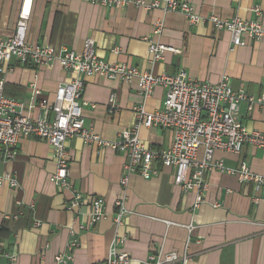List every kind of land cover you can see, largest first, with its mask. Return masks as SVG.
Returning <instances> with one entry per match:
<instances>
[{
    "label": "crops",
    "instance_id": "crops-1",
    "mask_svg": "<svg viewBox=\"0 0 264 264\" xmlns=\"http://www.w3.org/2000/svg\"><path fill=\"white\" fill-rule=\"evenodd\" d=\"M182 1L201 17L243 22L257 20L254 9L260 7L264 25V0ZM21 3L0 0L1 37L14 34ZM29 19L27 41L33 46L81 53L85 42L91 41L98 58L106 63L154 75L185 72L191 80L212 84L227 76L235 91L264 95V40H248L231 51L230 33L210 22L191 25L180 13L146 11L134 5L106 8L88 0H34ZM157 23L162 24L159 34L154 33ZM148 40L178 53L166 52L153 63ZM1 69L4 94L26 104L31 102L34 86L42 98L52 101L58 85L73 76L58 62L34 68L11 59L0 63ZM80 78L86 126L107 141H117L124 129L134 125L133 107L142 105L152 112L165 99L160 85L145 97L135 80L126 83L100 75ZM240 105V120L247 131L264 134V108L249 111L246 103ZM31 112L34 118L39 115L38 109ZM140 137L153 149H166L173 140L171 131L160 128H142ZM67 150L75 190L86 199H103L105 218L88 227V206L67 210L71 193L49 179L57 169L53 148L46 141L21 139L17 156L0 163V176L9 174L18 182L17 188H0V248L17 257L15 262L1 257L0 264H56L55 256L67 252L72 240L69 227L75 223L87 229L77 235L79 247L68 264H106L116 239H124L116 248L127 252L134 264L155 252L183 254L185 250L191 256L188 264H264V189L256 192L237 177L213 170L206 174L207 188L202 194L185 191L175 184V171L158 164L157 176L145 180L130 175L127 186H122L123 154L87 145L79 137L68 141ZM215 156L225 167L236 170L245 162L253 173L264 176L263 148L246 145L240 155L217 152ZM255 197L261 201L256 203ZM118 201L126 213L119 227L115 224Z\"/></svg>",
    "mask_w": 264,
    "mask_h": 264
},
{
    "label": "built area",
    "instance_id": "built-area-1",
    "mask_svg": "<svg viewBox=\"0 0 264 264\" xmlns=\"http://www.w3.org/2000/svg\"><path fill=\"white\" fill-rule=\"evenodd\" d=\"M88 1L94 6L106 8L134 5L146 11L158 9L165 13H180L191 25L210 22L217 30L230 33L231 51L242 47L248 40H264L260 7L254 9L257 20L243 22L239 18L221 20L216 17H201L191 4L182 0ZM33 2L34 0H22L14 34L8 38L0 36V63L4 65L11 59H18L23 65L41 68L58 62L73 76L58 85L52 101L42 98L41 91L34 86L29 104L7 97L4 94V80H0V163L13 160L17 156L21 139L33 138L48 142L53 148L57 163L56 172L49 179L57 187L71 193L67 210L72 211L85 205L89 207L88 227H94L105 218V204L98 197L84 198L70 181L67 143L74 137L81 138L87 145L111 149L125 156L122 186H127L130 175L138 174L145 180L157 176L155 165L158 164L173 169L175 184L185 191L195 190L202 194L207 188L206 174L213 170L237 177L240 183L253 186L256 192L264 189V176L253 173L245 162L235 170L225 167L223 161L215 156L217 152L240 155L246 145L264 149V134L247 131L240 120V104L246 103L249 111L255 107L264 108V95L254 97L245 90L235 91L227 76L219 83L212 84L191 80L185 72L174 76L154 75L136 67L106 63L98 58L91 41L85 42L81 53L67 48L30 45L27 35ZM161 26V23H157L155 34L160 33ZM148 45L150 61L153 63L161 60L166 52H177L173 47L150 40ZM0 71L3 72L4 69ZM95 75L111 80L120 79L126 83L135 80L145 97H149L157 86H163L166 92L163 105L152 112L142 105L133 107L134 125L124 129L117 141H107L92 127L86 126L82 101L84 82L80 76ZM110 102L114 104V96ZM33 109L39 110V115L35 118L31 112ZM142 128L171 131V146L166 149L151 148L140 137ZM5 186L17 188L18 182L9 174L0 176V188ZM254 201L258 203L261 199L255 197ZM116 203L119 211L115 224L119 227L123 224L126 213L122 202ZM75 225L69 227L72 240L67 245V252L55 256L56 264H68L79 247L77 235L80 231H85L87 226ZM35 226L38 227L39 224L36 223ZM123 241L115 240V248L110 251L106 264H134L133 258L127 252L116 248ZM5 256L12 262L17 260L15 255H7L0 248V258ZM148 256L139 264H188L191 261L186 250L183 254L155 252Z\"/></svg>",
    "mask_w": 264,
    "mask_h": 264
},
{
    "label": "trees",
    "instance_id": "trees-1",
    "mask_svg": "<svg viewBox=\"0 0 264 264\" xmlns=\"http://www.w3.org/2000/svg\"><path fill=\"white\" fill-rule=\"evenodd\" d=\"M2 233H3V231L1 230V231H0V235H1Z\"/></svg>",
    "mask_w": 264,
    "mask_h": 264
}]
</instances>
